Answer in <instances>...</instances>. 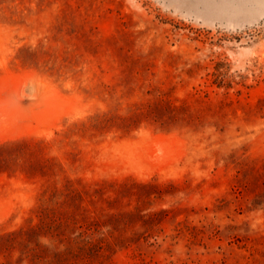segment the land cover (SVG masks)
<instances>
[{"label": "rangeland", "instance_id": "374dc122", "mask_svg": "<svg viewBox=\"0 0 264 264\" xmlns=\"http://www.w3.org/2000/svg\"><path fill=\"white\" fill-rule=\"evenodd\" d=\"M3 234L0 264H264V0H0Z\"/></svg>", "mask_w": 264, "mask_h": 264}, {"label": "trees", "instance_id": "16d2710c", "mask_svg": "<svg viewBox=\"0 0 264 264\" xmlns=\"http://www.w3.org/2000/svg\"><path fill=\"white\" fill-rule=\"evenodd\" d=\"M138 185L139 186H145V184H141V183ZM133 211L135 212V210H132V212L129 211V213H127V214H133L134 213ZM137 212H138L136 214V216L138 217L137 220H129L128 224L129 225H135L137 223L142 222L144 225H146L148 222L145 221L144 218H146L149 215L147 213H145L143 209L137 210ZM121 224L123 225V224H125V222L121 221ZM32 230H34V229H32ZM92 230H93L92 228H88V229L84 230V232H83L84 237H85L83 239V249L85 251L90 250V252H91V250H94L95 251V258L96 257L102 258L103 256H105L106 250L109 251L110 249H113L116 245H119L121 243H126V242L129 243L131 241V240H127L125 238H122V239L120 238L117 241H109V242L103 241L101 239L99 241H94L93 239L92 240L90 239L91 235L93 234ZM110 232L112 233L111 229H110ZM19 234H22V232L19 231ZM9 235L10 234H3V235H0V238L7 239V237ZM29 235H31V234H29ZM33 235H36V234L33 233ZM38 235L40 236L41 232L40 233L38 232ZM133 236H135V234ZM91 255H92V253H91Z\"/></svg>", "mask_w": 264, "mask_h": 264}]
</instances>
